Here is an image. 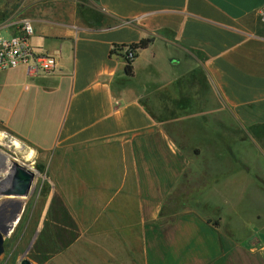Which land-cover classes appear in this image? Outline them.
<instances>
[{
    "label": "crops",
    "instance_id": "crops-1",
    "mask_svg": "<svg viewBox=\"0 0 264 264\" xmlns=\"http://www.w3.org/2000/svg\"><path fill=\"white\" fill-rule=\"evenodd\" d=\"M81 5L90 12L82 15L79 0L30 4L31 15L24 18L34 26L31 44L38 54L56 56L57 68L37 77L25 67L0 74L6 127L44 152H65L58 158L64 161L58 185L73 195L106 192V217L125 220L108 223L140 224L142 239L149 220L141 193L143 151L149 153L154 133L164 144L176 142L180 115L191 106L205 117L202 129L217 128L210 114L225 113L243 128L264 124V0H87ZM149 37L153 43L139 52L128 78L122 53L112 51ZM194 74L200 92L192 102ZM63 205L73 219L98 213ZM151 217L147 223L157 224Z\"/></svg>",
    "mask_w": 264,
    "mask_h": 264
},
{
    "label": "rangeland",
    "instance_id": "rangeland-1",
    "mask_svg": "<svg viewBox=\"0 0 264 264\" xmlns=\"http://www.w3.org/2000/svg\"><path fill=\"white\" fill-rule=\"evenodd\" d=\"M33 1L0 0V29L29 17ZM86 1L79 0L80 5ZM15 28L10 25L8 29ZM2 34L7 36L6 32ZM22 86L19 85L16 92H20ZM198 90L199 83L194 74L192 92L196 95L190 101H197ZM2 104L0 102V191L10 182L13 161L30 168L36 178L26 198L0 195V226L9 227L10 218L16 214L14 205L23 204L18 223L5 237L0 264H21L24 258L35 264H149L145 236L133 240L125 233V224H121L124 219L106 217V192L73 195L62 189L58 185V171L64 169V161L58 158L63 151L44 152L17 138L6 127L4 117L7 113ZM197 108L191 106V112L180 115V127L175 132L168 130L173 132L176 142L164 144V140L154 133V144L148 145L149 153L143 151L146 182L141 193L143 215L149 219L143 224V233L151 224L147 222H152L149 217L159 219L156 222L162 240L159 241L156 234L149 241L158 256L161 254L160 242L177 250L181 245L199 239L201 234L195 220L211 224L219 222L217 231L234 264H264V147L247 128L225 113L222 118L208 115L212 116L208 120H217V128H200V118L204 120L205 117H200ZM58 197L62 204L75 207L74 211L75 205H79L88 212L97 209L98 213L93 217L85 214L84 219L76 217L75 220L82 223H77L78 231L65 246L58 241L55 227L61 218L57 214L55 225L37 253L35 246L46 226L50 205ZM177 208L179 211L172 213ZM76 214L80 216V213ZM91 219L95 220L93 224L83 223V220L89 222ZM108 221L121 223L109 224ZM36 253L40 259H36ZM192 264L208 263L206 259H195Z\"/></svg>",
    "mask_w": 264,
    "mask_h": 264
},
{
    "label": "trees",
    "instance_id": "trees-1",
    "mask_svg": "<svg viewBox=\"0 0 264 264\" xmlns=\"http://www.w3.org/2000/svg\"><path fill=\"white\" fill-rule=\"evenodd\" d=\"M93 1V0H92ZM97 1V0H94ZM80 10L82 15L88 14L90 10L86 9L82 5H80ZM154 39L152 37L142 39L138 43L131 44L130 47L136 53V58L140 51L145 50L151 46ZM115 50L112 53L117 51V48H124L127 45L123 46H115ZM135 58V59H136ZM126 76L128 78L133 77V63H129L125 67ZM247 130L251 133L253 138L262 146L264 147V124H255L252 126L247 127ZM168 207V206H166ZM165 207V208H166ZM180 209V208H179ZM179 209H175L172 213H177ZM58 212V213H57ZM131 213L134 217L138 215L136 210H131ZM58 214V217L61 219L58 220V226L55 228L58 231V241L63 246L69 244V240L74 237L76 232L78 231V225L75 219L72 218L70 211L62 204V202L54 198L48 213L46 226L42 232V236L38 242V245L35 246L37 253L41 251V246H43L45 237L49 234V230L51 227L55 225V216ZM165 211H163L160 216H164ZM195 224L199 228L200 238L196 240H191L188 244L181 245V248L177 250L174 249L172 246L168 247L160 242L159 248L161 254L155 256V252L153 246H151L149 241L152 238L156 237L162 240V234L159 233L158 228L160 227L156 223L149 224L145 227V233H143V237L145 236L147 240V253L149 255V264H192L194 263L195 259H206L207 263L209 262L215 264H234L233 260H231L229 251L227 250L226 246L223 244L222 239L220 238V234L218 233L219 229V222H215L211 224V222L202 223L198 220H195ZM140 224H133L125 225V233L130 235L131 238L139 239L141 237V226ZM154 229V230H153ZM134 240V239H133ZM140 240V239H139ZM36 253V254H37ZM153 255L156 257L153 259ZM37 256V257H36ZM35 257L36 259H40V256L37 254Z\"/></svg>",
    "mask_w": 264,
    "mask_h": 264
},
{
    "label": "built area",
    "instance_id": "built-area-1",
    "mask_svg": "<svg viewBox=\"0 0 264 264\" xmlns=\"http://www.w3.org/2000/svg\"><path fill=\"white\" fill-rule=\"evenodd\" d=\"M264 20V13L262 14ZM14 25L17 34L3 35L0 29V74L3 72L25 67L30 77L48 75L57 68V58L54 55L38 54L31 44V37L35 30L32 20L23 18ZM123 55L126 64L133 63L136 53L130 47L117 48Z\"/></svg>",
    "mask_w": 264,
    "mask_h": 264
},
{
    "label": "water",
    "instance_id": "water-1",
    "mask_svg": "<svg viewBox=\"0 0 264 264\" xmlns=\"http://www.w3.org/2000/svg\"><path fill=\"white\" fill-rule=\"evenodd\" d=\"M35 178L36 174L34 171L17 161H13V173L10 182L6 188L0 191V195L8 198H26L30 193ZM22 210V203L15 204L14 211L16 214L10 218V226H0V255L4 252L5 237L9 234L10 230H12V226H15V224L18 223V214H20ZM21 264L35 263H33L29 258H24Z\"/></svg>",
    "mask_w": 264,
    "mask_h": 264
}]
</instances>
